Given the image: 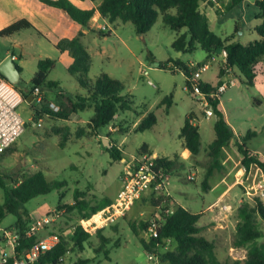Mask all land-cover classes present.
<instances>
[{
    "label": "rangeland",
    "instance_id": "rangeland-1",
    "mask_svg": "<svg viewBox=\"0 0 264 264\" xmlns=\"http://www.w3.org/2000/svg\"><path fill=\"white\" fill-rule=\"evenodd\" d=\"M254 2L248 0L246 4H239L218 17L213 14V18L209 17L210 31L222 40L233 37V41L242 45L259 40L255 27L260 24V20L255 17L257 9ZM210 3L214 6V3ZM215 8V13L219 14L225 6L222 4V7ZM109 27L111 33L108 36L95 35L93 48L97 54L92 55L88 78L95 80L101 74H107L120 81L124 85L122 95L133 102L132 110L115 115L109 125L114 131L110 132L106 126L95 134L88 129V123L66 125L48 117L35 119L37 105L28 104L23 99L16 112L24 122V132L9 150L0 155V178L8 189L16 181L41 171L47 181H58L64 183V186L23 204L19 211L20 217L29 225L47 212L57 207L70 206L75 201L87 203L89 209L107 200L111 201L110 204L115 203L126 162L137 155L150 153L148 147L157 156L172 157L179 142L180 129L190 115L200 122L201 152L182 162V169L170 173V196H161L153 190L144 192L123 217L92 231L82 249L75 248L71 242L72 230L86 221L81 219L82 214L77 209H61L65 211L63 216L47 229L39 231L36 237L59 232L61 239L67 242L65 264H73L77 260L88 261L87 264H150L140 243L141 240L149 241L150 235L141 231L138 224L156 222L160 213L173 211L177 206L174 197H177L189 212L202 215L200 225L204 227L203 235L215 242L217 258L221 261L227 257L232 259L231 248H236L233 241L239 221L237 208L245 202L252 203L254 198L245 194L244 188L237 184V179L244 173L248 178L245 184L251 186L263 179L262 172L255 167L246 172L241 166L242 156L235 145L228 146L220 159L222 169L215 170L208 179L212 190L203 192L201 184L210 163L208 145L214 139L215 118H206L196 98L184 90L186 77L183 69L169 65L174 71L165 70L161 65L170 60L179 61L189 72L194 73L209 64L208 69L201 71L200 81L211 86H216L227 74L235 80V85L226 89L220 97L221 113L234 136L256 133L247 147L251 151L257 150L259 156H264V99L257 95L254 88L240 82L237 70L229 73L223 71L221 54L213 57L217 60L212 61L213 58L207 60L206 52L200 47L193 53L174 51L173 41L185 30L178 33L171 30L162 23L161 17L143 36L138 35L129 22L117 20V23H110ZM27 44V50L31 53L29 57L24 56L19 48L13 47L12 40L0 38V59L9 51L19 58L17 64L22 59L26 61L23 63L20 82L15 86L20 93L31 88L30 80L37 70L36 61L45 58L57 62L48 75L49 80H56L71 96L85 93L65 69L63 62L57 61L55 52L49 48H39L32 41H27ZM256 71L259 73L261 68L258 67ZM144 72L148 75L145 76ZM170 95L172 104L166 108L161 102ZM258 101L261 103L257 104ZM151 113L156 118V124L146 131L138 132L142 119ZM89 114H93L92 105L81 113L84 117ZM65 135L67 140L61 148L59 140ZM103 140L118 149L126 162L115 160ZM143 145L146 148L139 154L138 150ZM175 157L179 161V156ZM191 172L195 174V179L188 181L186 176ZM219 198L231 205L230 214L219 215L216 210H209L210 205ZM2 202L3 190L0 188V204ZM98 216L93 217V220H98ZM16 221L15 215L8 214L1 221L0 229L15 228ZM131 224L136 225V233L132 231ZM259 228L264 231L263 222L259 223ZM98 229H101L99 234ZM173 248L174 245L167 242L165 249L160 252Z\"/></svg>",
    "mask_w": 264,
    "mask_h": 264
},
{
    "label": "trees",
    "instance_id": "trees-1",
    "mask_svg": "<svg viewBox=\"0 0 264 264\" xmlns=\"http://www.w3.org/2000/svg\"><path fill=\"white\" fill-rule=\"evenodd\" d=\"M39 1L64 11L71 20L83 29L101 37H106L109 33L91 27L90 22L96 11L101 18L107 19L109 23H114L117 20L123 23H131L136 33L141 36L149 32L158 18L161 17L162 23L171 30L177 33L185 30L173 41L172 49L174 51L193 53L200 47L206 52L207 60H210L219 56L224 50L226 52L224 68L229 71L237 70L240 82L247 87H253L256 76L255 66L264 61V0L255 2V7L258 10L256 19L260 20V24L255 27V32L258 34L259 40L248 45L232 41L233 37L222 40L210 31L207 17L199 11L200 4L204 0H89L91 2L99 1L97 8L90 10L80 9L70 0ZM243 1L230 0L226 5V10H231ZM28 28L33 29L29 22L20 20L0 30V38L11 36ZM82 38L83 34L79 33L73 39H62L55 45V49L59 52H67L73 59V63L67 71L76 83L85 90V96H69L60 90L58 83L48 80V75L55 64L51 59L38 62L37 70L30 80L31 88L21 92V96L26 100L28 94L33 93L34 88L40 89L42 100L34 104V106L37 105L34 114L35 119L48 117L52 120L67 121L72 114L83 113L92 105L93 114L89 119L88 129L96 134L101 128L109 126L117 113L132 110L133 102L122 95L124 85L107 74H101L95 80L88 78L91 58L83 45ZM169 65L183 69L186 86L189 87L188 79L192 77L193 73L189 72L188 68L179 61L173 60L162 64L161 68L174 71ZM0 78L3 77L0 75ZM200 87L204 93L215 90V86L204 82H200ZM50 93L56 94V103L59 107L57 112L52 111L49 107L50 101L47 99V95ZM219 100L211 101L215 118L213 124L215 137L208 145L210 163L205 179L201 184L205 193L211 189L208 185V179L215 170L222 169L220 159L231 140H234L235 147L242 156V168L247 172L254 166L262 172L264 178V161L253 155L247 147V142L255 138L256 133L248 132L245 136H234L221 111L218 110ZM260 103V101L257 102V104ZM161 104L169 108L172 104V96L165 97ZM191 120L192 116L190 115L185 119L180 129L179 138L182 139L183 147L189 151L191 156L196 157L201 152V141L199 129L196 125L191 124ZM155 124L156 118L151 113L142 119L138 132L146 131ZM66 140V135L60 138L59 145L61 148L64 147ZM145 146L143 145L138 150L139 154L144 151ZM107 150L115 160L122 159L118 149L112 144ZM156 164L165 173H171L183 167V163L179 162L175 156L172 159L157 158ZM63 186L64 183L58 181H47L41 171L16 181L14 186L8 189L0 178V188L3 190V202L0 204V223L8 214L15 215L17 217L15 228L18 229L19 233L24 234L28 225L19 215L21 206L37 196L50 194ZM109 204L110 201L107 200L89 209L87 203L75 201L70 206L57 207V209L69 211L77 209L82 214L81 219L88 220ZM236 213L239 221L233 246L246 248V258L243 261L233 260L230 257L222 261L219 260L215 253L217 248L215 242L203 235L204 227L200 225L202 215L200 213L193 214L180 206H175L170 213L159 214V219L156 221L158 224L157 236L151 237L149 241L141 240L142 249L157 255L161 264H264V231L259 228V223H264L263 200L260 197H254L252 203L241 204ZM130 226L132 231L136 233V225L131 224ZM150 226L151 223L140 222L138 224V228L145 233ZM100 232L101 229H98L97 234ZM90 237V234L86 233L82 226H77L71 234V242L75 248L82 249L83 243L87 242ZM36 240V236L22 238L19 241L17 252L22 254ZM2 242L1 237L0 244ZM167 242H171L174 248L160 252V250L165 249ZM67 251V242L61 239L55 248L42 254L35 264H65L64 257ZM87 262L77 260L73 264H87Z\"/></svg>",
    "mask_w": 264,
    "mask_h": 264
},
{
    "label": "built area",
    "instance_id": "built-area-1",
    "mask_svg": "<svg viewBox=\"0 0 264 264\" xmlns=\"http://www.w3.org/2000/svg\"><path fill=\"white\" fill-rule=\"evenodd\" d=\"M209 1L214 3L215 6L218 5L217 0ZM97 29L108 33L111 31L106 26H99ZM220 56L225 63L226 52L224 50ZM206 67V65H203L192 74V77L188 79L189 87L185 86L184 90L196 98V101L202 107L204 114L208 118L213 116L211 101L220 99L226 89L235 85V80L231 79L227 74L219 80V84L215 86V90L204 93L200 87V74ZM224 71L226 73L230 72L226 68H224ZM144 75L147 76V72H144ZM148 83L152 85L150 82ZM32 94L34 102L42 100L39 88H34ZM22 102L23 98L21 93L15 86L8 83L4 78H0V154L11 147L24 132V122L16 112V108ZM49 107L54 112L59 110V107L53 103H50ZM108 127L110 132L114 131L111 126ZM156 160L157 157L155 155L143 153L132 157L126 162L120 177L121 186L116 202L98 211L95 214L99 215L97 221L93 220L95 216L93 215L89 220L80 223L79 226H82L86 233L91 234L96 228L104 227L108 223H112L123 217L135 201L147 191L153 190L161 196H170L169 186L171 174L165 173L162 168H159ZM194 179L195 174L193 172L187 174L186 180L193 181ZM247 180L248 178L243 173L238 177L237 184L244 188L245 194L248 197H260L264 202V178L251 186L245 184ZM209 210H216L219 215H228L232 212V207L224 203L223 200L218 199L210 205ZM170 212L168 210L165 211V213ZM64 213V210L58 209L47 212L41 218L30 223L24 231V234L19 233L16 228L0 229L4 242V248L0 249V264H35L42 254L52 250L60 243L61 237L59 232H49L37 238L30 248L22 254L17 252L19 241L22 238L36 236L39 231L47 229L58 221ZM157 229V222H151V226L147 231L150 238L157 236ZM74 230H72V233ZM144 252L150 264H161L157 255L150 254L146 251Z\"/></svg>",
    "mask_w": 264,
    "mask_h": 264
},
{
    "label": "crops",
    "instance_id": "crops-1",
    "mask_svg": "<svg viewBox=\"0 0 264 264\" xmlns=\"http://www.w3.org/2000/svg\"><path fill=\"white\" fill-rule=\"evenodd\" d=\"M70 1L75 6L83 10L96 9L99 4V1H96V2H91L89 0H70ZM229 1L230 0H218V5L213 6V4H211L209 0H204L200 4L199 11L205 14V16L208 19V23H209L210 22L209 17L212 16L213 18L214 17L213 14L215 15V17H218V16H221L223 13L227 12L226 5L229 3ZM256 1L257 0H255V2ZM247 2L248 0H244L243 2L240 3V5L246 4ZM255 2L253 3L254 6H255ZM222 4L225 6V9L222 10L221 13L219 14L215 13V9H216L215 7H222ZM257 14H258V10L256 11V15ZM20 20H25L29 22L32 25L33 29L31 28L23 29L11 36L3 37V38L12 40L13 47L19 48L21 52L24 54V56L26 57L31 56L30 55L31 53L27 50V45H28L27 41H32L39 48H42V47H44V49L49 48L48 50L55 52L57 61L63 62V64L65 65V69L68 70L70 65L73 63V59L69 56L67 52L57 51L55 49V45L62 39H73L79 33L83 34L82 42L90 58L92 59L93 53L97 54V51L93 48V43L95 41L96 34L83 29L79 24L71 20V18L64 11L57 9V8L47 6L43 4L42 2H40L39 0H0V30L5 29L6 27ZM90 23H91V27L94 29H97L99 26H106L109 30H111L109 27L110 23L108 22V20L101 18V16L99 15L97 11L92 17V22ZM114 23H117V21H115ZM29 32H31V34L33 35H30ZM11 55L12 54H10L9 51H7L4 54V56L0 59V63L6 57L11 56ZM13 57L15 58L14 59L15 64L17 65L18 69H20L19 72L21 75L22 70H23L22 69L23 63L26 61L22 59L17 64L16 61H18L19 58L17 56H13ZM45 59H49V58H45ZM40 60H44V59H38L36 61V64H38ZM213 60H217V59L213 58L212 61ZM56 63L57 62H55V64ZM205 65L207 66L205 69H208L209 64H205ZM258 67L261 68V71L259 73L256 71ZM255 71H256V76L254 78L252 88L255 89V92L257 93V95H259L262 99H264V61L259 62L255 66ZM49 81L58 83L56 80H49ZM204 83H207V82H204ZM59 86L61 88L60 84ZM60 90L65 92L62 88ZM65 93L69 95L67 91ZM77 94L85 96L86 92L83 94L81 93H77ZM47 99L50 101V103H53L54 105L57 106L55 93H50L49 96L47 95ZM218 110L221 111V101L220 100H219ZM91 116H92L91 114H89L88 117H84L83 115H81V113L72 114L67 121H62V123L64 122L66 125L86 124L89 122V119ZM224 120L228 124L227 120L226 119ZM190 122L192 125H196L198 129L200 128V125H199L200 122L195 116L192 117V120ZM199 134H200V131H199ZM237 136H240V134H237L236 137ZM214 137H215V134H214ZM178 141L179 142H178L177 148L172 153L173 156L163 157V158L172 159L175 155H177L179 156L180 158L179 161L181 160L180 161L181 163L186 162L188 161V158H191V154L189 153V151L183 147L182 139L178 138ZM200 141H201V134H200ZM233 145H235L234 140H231V142L229 143V146H233ZM148 150L150 151V153L148 154H152V155H155L157 158H160V156H157L155 153H153L149 147H148ZM251 152L253 155L258 156L261 161H264V156H259L260 154L257 152V150H252ZM184 153L186 155H184ZM121 162L124 163L126 162V160L122 159ZM252 168H254V166L251 167V169ZM256 170L260 172L258 168H256ZM240 171L243 172L242 169ZM210 190H212V188ZM219 199L222 200V198H219ZM174 204L184 208L183 205L180 203V200L177 199V197H174ZM110 205L111 204H109L108 206ZM0 246L2 247L0 248L3 249L4 242H2ZM231 250H232L231 256L233 260L243 261L246 258V250L244 248L236 247L235 249L231 248Z\"/></svg>",
    "mask_w": 264,
    "mask_h": 264
},
{
    "label": "water",
    "instance_id": "water-1",
    "mask_svg": "<svg viewBox=\"0 0 264 264\" xmlns=\"http://www.w3.org/2000/svg\"><path fill=\"white\" fill-rule=\"evenodd\" d=\"M0 75L11 85H18L20 82V72L15 64L13 57L8 56L6 57L1 63H0ZM28 104L34 105V99H33V94L30 93L28 94L26 100ZM103 143H107V147L109 148L110 145L107 140H103Z\"/></svg>",
    "mask_w": 264,
    "mask_h": 264
}]
</instances>
